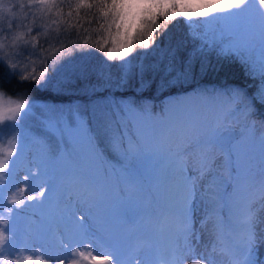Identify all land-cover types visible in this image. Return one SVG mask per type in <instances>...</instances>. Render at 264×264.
<instances>
[{
  "label": "snow or ice",
  "instance_id": "6c2138e0",
  "mask_svg": "<svg viewBox=\"0 0 264 264\" xmlns=\"http://www.w3.org/2000/svg\"><path fill=\"white\" fill-rule=\"evenodd\" d=\"M65 7L68 8L67 13L63 11ZM81 11L89 24L93 18L99 24L98 39L99 34L104 33L98 50L108 60L119 57L123 61L119 67L125 76L134 67L141 76L148 70H160L156 65L146 67L141 63L136 66L133 59H125L134 51L135 40H139L142 49H149L155 44L153 33L159 31L158 18L165 21V29L167 23L177 17H183L189 27L193 17L208 18L200 21L204 24L218 20L230 22L228 34L231 43L221 51L251 64L253 76L259 73L262 82L251 96L234 90L214 98L213 119L210 122L177 121L170 117H156L132 105H118L115 112L97 117L94 128L87 127L89 122L79 112L69 119L53 111L46 117V124L49 129L59 132L62 138L65 135L86 137L89 144L107 139L113 150L122 149L125 157H162L167 161L168 171L175 180L174 187L181 189L182 193L176 192L177 196H181L179 208L162 211L176 216L179 227L167 254H157L154 264H184L189 256L195 259L196 264H264V216L259 215L264 212V172L257 181L250 170L241 172L237 164L233 194L228 202L223 201L220 191L224 177L217 172L218 166H223V160L231 177L232 123L241 116L247 121L254 112L264 108V0H0V65L8 70L9 76H13L18 74L16 69L21 56L27 53V56L37 57L43 61L44 71L39 74V79L35 76L31 79L39 88L52 86L74 60H52L49 73V55L54 54L58 46H66L62 32L76 27L79 34V28L83 26ZM62 26L65 27L62 29ZM35 29L43 31L32 35ZM38 36H44L48 45L47 48L40 45L39 51ZM193 39L202 41L200 51L205 47L214 49L223 42V33L219 37L215 33L211 36L207 33L203 36L193 34ZM109 41L111 46L106 47ZM71 54L72 49H69L70 57ZM165 70L172 72L174 68L170 65ZM19 79L27 81L30 78L21 74ZM32 107L30 99L19 101L6 96L0 89V140L3 139L4 121L12 122L8 127L19 129L32 114ZM261 127H264V122ZM8 144L10 150L0 146V152L4 154L0 157V210L5 208L6 191H12L13 197L16 195L15 188L20 183L17 179L18 166L32 164L25 156L21 133L17 132ZM260 144L264 160V136ZM218 152L222 155L218 156ZM36 167V172L29 170L25 174V188L19 191L35 192L26 200L37 203L28 204L24 199L9 197L7 204L14 207L7 208V219L0 211V225L6 226L0 228V264H122L120 244L114 235L93 228L89 222L90 211L83 212L80 219H76L75 205L69 203L63 211L71 217L73 228L47 235L34 230L30 223H24L26 217L22 213L26 209L57 203L52 194L63 183L62 178L49 170L45 161H38ZM214 172L217 179L205 187L207 178ZM125 181L129 185L127 198L112 201H108L104 193L85 176H76L72 182L78 187V201L87 205L88 209L98 208L106 219H131L128 213L134 205L132 190L136 179L129 173ZM35 185L42 187L36 191ZM246 185H257L258 195L242 201L240 192ZM198 190L203 192V201L207 205L215 206L223 202L229 211V216L214 222L211 229H208L207 217L200 222V230L194 227L191 213ZM63 219L61 216L60 220ZM203 230L208 231L207 242L203 241ZM49 239L56 242L58 254L53 255L49 251ZM200 245L203 251L197 255L196 248Z\"/></svg>",
  "mask_w": 264,
  "mask_h": 264
},
{
  "label": "trees",
  "instance_id": "16d2710c",
  "mask_svg": "<svg viewBox=\"0 0 264 264\" xmlns=\"http://www.w3.org/2000/svg\"><path fill=\"white\" fill-rule=\"evenodd\" d=\"M63 11L67 13L68 8L65 7ZM81 18L83 26L79 28V34L77 35L76 27L71 28L69 32H62V38L66 41V46L64 48H59L58 46L62 55L74 60L75 68L80 66V73L75 76L74 82L70 84L74 91L64 93L48 88H39L32 79L21 81L18 75L9 76L7 74L8 70L3 65H0V89L5 92V95L13 97L29 96L33 99L54 103H67L78 100V103H85V107L98 99L126 100L133 107L143 108L156 117H164L165 108L170 106L172 101L186 100L193 95L205 92L209 94L222 92L225 94L234 90H240L242 93H247L248 96H251L256 93L261 84L258 73L253 76L251 64H245L235 55L221 51L222 48H227L231 43L229 40L223 39V42L214 49L205 47L203 51H200L202 41L193 39L189 32L194 30L197 36H203L205 33L211 36L213 33L216 34L221 22L219 21L212 25L213 29H206L209 23L199 25V17L192 18L191 27L188 26L183 17H177L167 23L166 29L163 18H158L159 31L153 33L156 38L155 44L149 49H142L139 47V40L137 39L135 40L134 51L130 55L134 65L138 66L141 63L146 67L156 65L160 70H148L141 76L134 67L130 76L119 80L118 77L125 75L124 71L119 67L121 62L117 58L108 60L98 50L100 39L104 36V33H100V39H98L99 24L95 18L89 24L83 11H81ZM203 19L206 20V18ZM63 27L65 26H62V29ZM113 32H115V28H113ZM223 35L226 34L223 33ZM85 40L87 41L86 43L84 42ZM110 46L111 43L109 41L106 47ZM69 49H72L71 57L68 55ZM142 53H148V55H141ZM76 63L78 64L76 65ZM170 65L174 68L172 72L165 70ZM187 72L188 74L183 75ZM179 74L180 76H176ZM106 75H114L116 79L106 78ZM81 88H85V90L81 91ZM170 111L168 109L167 112ZM177 117L176 115L172 119L176 120ZM262 122H264V108L254 112L249 120H244L246 126L255 124L261 127ZM92 145L96 151L102 153L104 157L102 161L91 163L88 159H85L82 171L79 173L70 172L61 164L55 166V174L62 178V181L68 186L65 187L67 189L65 192H61L58 188L52 194L54 201H57L55 204L57 222L55 223V230L51 233L63 232L72 226L71 217L63 209L70 202H78V187L72 182L76 176H85L91 180L104 193L108 201L127 198L125 195L129 194V185L122 184L123 181L116 171V167L122 166L125 168V166L120 164L118 159H112V155L109 154L111 145L108 142L104 143L102 140L95 141ZM46 149L56 150L51 143L46 144ZM232 161L233 170L231 177L228 173V180L220 188L224 202H228V198L232 196L235 184L234 158H232ZM24 167L25 164H21L17 168V179L20 183L16 185L15 189L17 190L16 196L25 200L32 192L28 190L19 191V189L25 188L22 176ZM66 167H69V165ZM108 167H111V170ZM226 167L228 168V165H225L224 169ZM114 168L115 171L112 172ZM85 170L87 171L86 174ZM162 172L166 176L168 168H165ZM138 177L140 180L137 179L136 185L132 190L133 209L128 213L129 217H131V213H134V220L132 217L131 219L119 218L118 224L108 221L105 219L103 212H98V208H93L94 214L97 215L99 213L104 217V219L100 218L101 221L99 223L100 229L105 234L113 235V228L117 229L118 233L114 237L116 241H119L118 243L122 246V249L128 248L133 238L135 239L138 234L139 236L137 237H140L141 243H144L145 234L143 233V235L138 231L141 223L144 225L146 232L150 230L152 236H157L162 232L160 226L162 220L165 217L171 220L173 217V215L162 210L175 207V202L172 199V194L175 193V190L173 189L174 191L169 193L164 190L166 183H160L159 187L156 184L153 186L152 182L147 181L145 177L140 175ZM5 193L11 197L13 196L11 191H6ZM212 209L217 210L215 217L218 221L229 216L228 209L224 207L223 202L211 206L209 210ZM22 214H25L28 222L31 219H35V213L30 208L26 209ZM211 214H213L212 211L206 212L205 216L208 217ZM61 216L64 217L63 221L60 220Z\"/></svg>",
  "mask_w": 264,
  "mask_h": 264
},
{
  "label": "rangeland",
  "instance_id": "374dc122",
  "mask_svg": "<svg viewBox=\"0 0 264 264\" xmlns=\"http://www.w3.org/2000/svg\"><path fill=\"white\" fill-rule=\"evenodd\" d=\"M221 15V14H217ZM208 19V18H206ZM204 20L202 17H199V25H202L200 21ZM221 22L220 28L217 30L216 35L219 37L221 33H225L223 35L224 40H229L228 28L230 26V22L224 20L218 21H211L206 27V29L212 28L217 22ZM37 31L42 32L43 29H35L32 35H36ZM189 34L193 36L196 34L194 30L190 31ZM40 45L47 48L48 45L46 43V38L44 36L37 37V51H39ZM31 51V47L28 49ZM58 50L54 53L55 55H49L48 65H49V73L51 71V63L52 60L63 61L67 60L69 57L66 55H62L61 52ZM2 55V53H0ZM25 57H27L25 59ZM125 59H131V55L126 57ZM20 62L16 69L17 75L26 74L31 79L32 76H35L39 79V74L44 71L43 68V61L38 59L37 57L27 56V53L24 56L19 58ZM117 60L123 63L117 57ZM78 63H76L77 65ZM7 70V69H6ZM80 73V66L75 68V64H71L69 68L63 73L61 76L57 77L56 81L52 86L47 87L53 91L57 92H64V93H71L74 91V88L70 86L72 82H74L75 76ZM188 74L184 73L183 75ZM131 74L129 73L127 76L123 75V77H118L119 80L127 78ZM47 76V74H46ZM176 76H180L176 75ZM258 76L259 73H258ZM106 78L109 79H116L114 75H106ZM175 78V77H174ZM175 80V79H173ZM260 77V83H261ZM261 85V84H260ZM260 87V86H259ZM85 90V88H81V91ZM222 92H216L209 94L207 92L202 94H196L192 97L182 100V101H172V104L165 108V116L164 117H171L176 118L177 121L179 120H192V121H202L204 123L210 122L213 119V101L214 98L222 95ZM8 96V95H6ZM13 97V96H12ZM19 101H23L24 99H30L32 102V114L21 124L19 129H12L8 127L11 124V121H4L3 123V139L0 140V146L4 147L5 149L10 150V145L8 144L9 139L16 136L17 132L23 135V142L25 146V156L30 160H32L31 165H25L23 169V178L25 174L30 170L31 172H36L37 167L36 163L40 160L45 161L47 167L53 173L55 166L61 164L64 168H67L70 172H77L79 173L82 171V166L84 165L85 159H88L91 163H98L99 161L103 160V155L100 151H96L92 144H89L86 137L81 136H72L69 137L65 135L63 138L60 136V133L55 131L54 129H49L46 124V117H48L53 111L56 113H62L64 117L71 119L75 113L79 112L80 115L84 118V120L88 121L87 127L94 128L96 126L97 117H100L104 113L115 112L117 106H124L130 105L126 100H112V99H98L94 103H91L89 106L85 107V103H78L76 101L67 102V103H54L45 100L33 99L29 96L27 97H13ZM119 101V102H118ZM170 109V113L167 112ZM167 114V115H166ZM170 114V116H169ZM239 115V114H238ZM232 127V141H231V148L233 151L234 164L235 170L234 176L237 175V164L239 165V169L241 172L251 171L253 175L256 177V180H259L261 172H264V160H262L261 154V144L260 139L264 136V127L256 126L252 127V125L246 126L244 123V119L241 116L238 120L234 121L231 125ZM56 137V138H55ZM104 143L108 141L105 139H101ZM53 141V142H51ZM51 143L54 146V149L51 151L50 149H46V144ZM109 149V148H108ZM109 154L112 155V159H118L120 164H123L125 168L122 166L116 167V171L118 175L122 179V184L126 185L125 176L131 173L136 181L139 179V175L141 177H145L147 181L152 182V185L156 184L159 187L160 183H166L164 190H167L169 193H172L175 190V193L172 194V199L175 202V207L179 208L181 202V196H177L176 192H181L182 190L179 188L174 187L175 180L170 176V172L168 171L166 176L163 174L162 170L168 168L167 161L164 158H147L142 157L140 159L125 157L123 150H113L110 146ZM4 154L0 152V157ZM218 156H221V153H217ZM69 167H66L68 166ZM222 167L218 166L217 172L221 176L224 177V183L220 185L223 186L225 182L228 180V173L229 170L224 166L227 165L225 161L222 160ZM111 170V167H108ZM127 170V172L125 171ZM115 171V168L112 172ZM85 170V174H86ZM223 172V173H222ZM214 179H217L216 173L214 172L212 176L207 178V184L212 183ZM140 180V179H139ZM156 181V182H155ZM159 182V183H158ZM31 183V182H30ZM158 183V184H157ZM68 186V185H67ZM65 182L60 185L57 189L61 192H65L67 187ZM152 186V187H153ZM36 191H39L42 187L41 185H35ZM157 187V188H158ZM65 189V190H64ZM174 189V190H173ZM46 190V189H45ZM115 190V187H114ZM16 193L17 190L15 189ZM13 195V192L11 191ZM35 192H32L30 195H35ZM8 194H4L5 197V208L0 210L4 213V218L7 219V208L14 207L12 205H8L7 201L8 198L11 196H7ZM258 195L257 192V185H246L242 186V190L240 192V199L242 201H246L250 197H254ZM118 196V195H115ZM125 196H128L126 194ZM13 197V196H12ZM14 199H19L18 196H14ZM43 199V198H41ZM25 201L28 204H36L37 201ZM229 201V198H228ZM70 204L75 205L76 212L75 216L76 219H80L81 215L85 211L91 212V219L90 223H92L94 229H100V221L104 219L101 214L93 213V208L88 209L87 205H83L81 202H75ZM211 206L207 205L206 202L203 201V192L197 191L195 202L193 205V211L191 213L193 220H194V227L198 230L201 229V221L206 218L205 213L212 211L213 214L208 216L209 224L208 229H211L212 224L218 219L215 217L217 215V210L212 209L209 210ZM50 208V209H49ZM35 213V219H31L28 222L27 218L24 223H30L32 228L41 234L47 235L55 230V223L57 222V212L55 209V205H48L45 204L41 207H33L30 208ZM49 209V211H48ZM100 212V210H98ZM229 213V211H228ZM24 217L25 214H22ZM229 215V214H228ZM259 215L264 216V212L259 213ZM134 213H131V217L134 220ZM106 219V218H105ZM108 221H113L119 224V218H112L107 219ZM135 223V221H134ZM117 224V225H118ZM22 226V225H19ZM161 230L162 232L157 236H152L150 230L147 232L144 230V225L141 223L139 225L138 231L140 233L145 234L144 243H141V238L137 237L132 240L130 246L128 248L122 249V264H154L157 254H167L169 244L176 233L179 223L176 216L173 215L171 220L163 219L161 222ZM6 227L4 225H0V228ZM73 228V225L70 230ZM67 229V230H69ZM113 235L116 236L118 233L117 229L113 228ZM103 231V230H102ZM143 234V235H144ZM208 240V231L203 230V241L207 242ZM119 242V241H117ZM182 243V241H181ZM48 249L53 254H58V248L56 246V242L52 239L48 240ZM201 251H203V246H197L196 254L198 255ZM184 264H196L195 259L192 256L187 257L184 260Z\"/></svg>",
  "mask_w": 264,
  "mask_h": 264
}]
</instances>
